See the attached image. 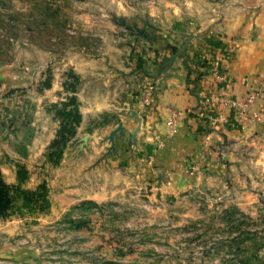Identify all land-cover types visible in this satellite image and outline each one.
Segmentation results:
<instances>
[{"label": "crops", "instance_id": "0c3cea01", "mask_svg": "<svg viewBox=\"0 0 264 264\" xmlns=\"http://www.w3.org/2000/svg\"><path fill=\"white\" fill-rule=\"evenodd\" d=\"M236 14L204 32L182 28L178 14L176 35L148 38L145 50L114 37L87 48L5 46L2 183L19 193L45 190L49 221L74 205L115 202L138 184L157 198L264 191V5ZM71 109L78 120L54 161L61 113ZM21 226L0 218V235Z\"/></svg>", "mask_w": 264, "mask_h": 264}, {"label": "rangeland", "instance_id": "374dc122", "mask_svg": "<svg viewBox=\"0 0 264 264\" xmlns=\"http://www.w3.org/2000/svg\"><path fill=\"white\" fill-rule=\"evenodd\" d=\"M262 5L264 0H0V61L5 46L18 44L87 48L114 37L145 50L148 38L176 35L178 14L182 28L204 32L229 14L253 13ZM61 116L53 153L65 147L62 140L78 120L74 109ZM146 187L138 184L115 202L74 205L51 221L45 190L14 193L12 208L0 218H16L22 226L0 235V264H264L260 188L247 197L215 188L157 198Z\"/></svg>", "mask_w": 264, "mask_h": 264}, {"label": "trees", "instance_id": "16d2710c", "mask_svg": "<svg viewBox=\"0 0 264 264\" xmlns=\"http://www.w3.org/2000/svg\"><path fill=\"white\" fill-rule=\"evenodd\" d=\"M74 131H72L73 134ZM71 134V135H72ZM62 136V134H61ZM60 136V137H61ZM66 138H64L62 141L65 142ZM58 145V142H57ZM56 155V160L60 158V151H58V153H51L50 157L53 158L54 155ZM43 190V189H41ZM13 193L19 195L24 196L25 194H34V193H27V192H23V193H19L18 190L16 189H11L8 188L6 185H4L0 179V217H5L6 214H8V211L10 210V208H12L13 205V197L14 196Z\"/></svg>", "mask_w": 264, "mask_h": 264}, {"label": "built area", "instance_id": "2783aa9c", "mask_svg": "<svg viewBox=\"0 0 264 264\" xmlns=\"http://www.w3.org/2000/svg\"><path fill=\"white\" fill-rule=\"evenodd\" d=\"M250 102L251 100L247 102L245 106L248 107L250 105ZM143 104L148 105V93L146 94V97L144 98Z\"/></svg>", "mask_w": 264, "mask_h": 264}, {"label": "water", "instance_id": "95a60500", "mask_svg": "<svg viewBox=\"0 0 264 264\" xmlns=\"http://www.w3.org/2000/svg\"><path fill=\"white\" fill-rule=\"evenodd\" d=\"M190 39H191V37H188V39L186 40V42H185V44H184V47H183V49H181V51L184 52V50H185V48L187 47L188 42H189Z\"/></svg>", "mask_w": 264, "mask_h": 264}]
</instances>
